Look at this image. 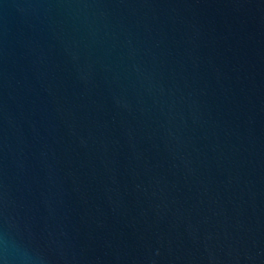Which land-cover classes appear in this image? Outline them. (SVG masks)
<instances>
[{
	"label": "water",
	"instance_id": "1",
	"mask_svg": "<svg viewBox=\"0 0 264 264\" xmlns=\"http://www.w3.org/2000/svg\"><path fill=\"white\" fill-rule=\"evenodd\" d=\"M0 264H264V0H0Z\"/></svg>",
	"mask_w": 264,
	"mask_h": 264
}]
</instances>
